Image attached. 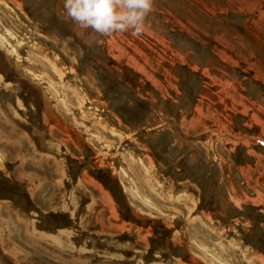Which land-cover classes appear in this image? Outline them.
I'll use <instances>...</instances> for the list:
<instances>
[{
	"label": "rangeland",
	"instance_id": "obj_1",
	"mask_svg": "<svg viewBox=\"0 0 264 264\" xmlns=\"http://www.w3.org/2000/svg\"><path fill=\"white\" fill-rule=\"evenodd\" d=\"M0 264H264V0H0Z\"/></svg>",
	"mask_w": 264,
	"mask_h": 264
},
{
	"label": "clouds",
	"instance_id": "obj_2",
	"mask_svg": "<svg viewBox=\"0 0 264 264\" xmlns=\"http://www.w3.org/2000/svg\"><path fill=\"white\" fill-rule=\"evenodd\" d=\"M64 9L80 29L100 35L142 34L154 10V0H64Z\"/></svg>",
	"mask_w": 264,
	"mask_h": 264
},
{
	"label": "trees",
	"instance_id": "obj_3",
	"mask_svg": "<svg viewBox=\"0 0 264 264\" xmlns=\"http://www.w3.org/2000/svg\"><path fill=\"white\" fill-rule=\"evenodd\" d=\"M15 190H16L18 193H22L21 188H17V187H16ZM158 245H159V244H157L155 247H158ZM155 247H153V249H155Z\"/></svg>",
	"mask_w": 264,
	"mask_h": 264
},
{
	"label": "crops",
	"instance_id": "obj_4",
	"mask_svg": "<svg viewBox=\"0 0 264 264\" xmlns=\"http://www.w3.org/2000/svg\"><path fill=\"white\" fill-rule=\"evenodd\" d=\"M24 136H26V134H24ZM25 140H27V139H26V138H23V141H25ZM29 144H30V143L27 144V145H28L27 147L30 148L31 146H30ZM23 155H24V154H23Z\"/></svg>",
	"mask_w": 264,
	"mask_h": 264
},
{
	"label": "bare ground",
	"instance_id": "obj_5",
	"mask_svg": "<svg viewBox=\"0 0 264 264\" xmlns=\"http://www.w3.org/2000/svg\"><path fill=\"white\" fill-rule=\"evenodd\" d=\"M22 255V254H21Z\"/></svg>",
	"mask_w": 264,
	"mask_h": 264
}]
</instances>
